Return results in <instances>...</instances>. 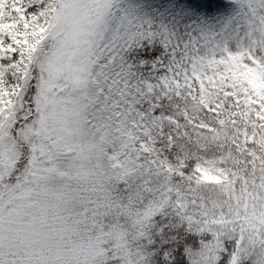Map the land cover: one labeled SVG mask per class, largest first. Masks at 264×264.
<instances>
[{
    "label": "snow or ice",
    "instance_id": "1",
    "mask_svg": "<svg viewBox=\"0 0 264 264\" xmlns=\"http://www.w3.org/2000/svg\"><path fill=\"white\" fill-rule=\"evenodd\" d=\"M0 264H264V0H0Z\"/></svg>",
    "mask_w": 264,
    "mask_h": 264
}]
</instances>
